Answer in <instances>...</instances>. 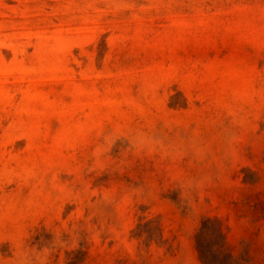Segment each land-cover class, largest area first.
I'll list each match as a JSON object with an SVG mask.
<instances>
[{
	"label": "rangeland",
	"instance_id": "374dc122",
	"mask_svg": "<svg viewBox=\"0 0 264 264\" xmlns=\"http://www.w3.org/2000/svg\"><path fill=\"white\" fill-rule=\"evenodd\" d=\"M0 264H264V0H0Z\"/></svg>",
	"mask_w": 264,
	"mask_h": 264
}]
</instances>
